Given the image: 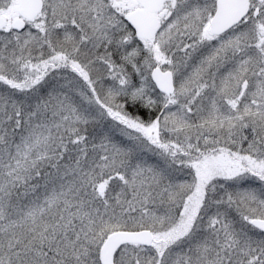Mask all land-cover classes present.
Listing matches in <instances>:
<instances>
[{
  "label": "snow or ice",
  "instance_id": "obj_1",
  "mask_svg": "<svg viewBox=\"0 0 264 264\" xmlns=\"http://www.w3.org/2000/svg\"><path fill=\"white\" fill-rule=\"evenodd\" d=\"M0 264H264V0H0Z\"/></svg>",
  "mask_w": 264,
  "mask_h": 264
}]
</instances>
